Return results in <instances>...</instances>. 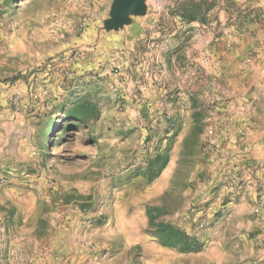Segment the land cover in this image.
Returning <instances> with one entry per match:
<instances>
[{"label": "rangeland", "instance_id": "374dc122", "mask_svg": "<svg viewBox=\"0 0 264 264\" xmlns=\"http://www.w3.org/2000/svg\"><path fill=\"white\" fill-rule=\"evenodd\" d=\"M182 1L199 23L166 17L162 48L116 55L81 37L106 0H0V186L39 195L56 227L97 231L105 253L119 230L165 264H264V160L250 150L264 135V7ZM165 224L199 248L161 244Z\"/></svg>", "mask_w": 264, "mask_h": 264}, {"label": "crops", "instance_id": "0c3cea01", "mask_svg": "<svg viewBox=\"0 0 264 264\" xmlns=\"http://www.w3.org/2000/svg\"><path fill=\"white\" fill-rule=\"evenodd\" d=\"M106 1L107 10L110 13L114 0ZM180 1L176 0L175 4L172 0H142V12H129L123 17H114L110 13L103 19V23L102 19L99 22H92L93 27L85 29L81 37L93 38L98 34L101 40L99 45L105 42V46H108L116 55L123 50L131 55L136 46L142 44L143 47H147V43L148 50L156 51L162 48L158 41L165 39L163 33L166 17L171 18L175 24L199 23L197 22L199 20L194 19L195 15L190 18L187 16V19L180 15L178 11ZM259 1L264 7V0ZM191 3L194 4L195 0H191ZM170 8H172V15L169 13ZM210 16L209 13L208 23H210ZM106 19H109V23L105 24ZM207 37L199 35L198 39L206 41ZM195 38L193 37V41ZM89 42L84 41L82 44L85 49L93 50L95 42ZM124 43L127 46H124ZM163 44L167 45V43ZM196 46L192 43L187 47L188 56L191 55L189 49L194 50ZM257 141V145L254 144L250 149L251 157L262 161L264 160V135L258 134ZM41 206V197L33 192H25L13 185L0 186V214L2 215L0 264H133L135 254L139 256L138 264L164 263L160 257L151 259L147 256L148 248L159 255L164 254L165 251L159 249L155 243H151L150 247L146 237L142 239L143 242L120 241L122 233L119 230H111L107 238L117 243L113 253H105L102 251L103 245L94 236L97 231L93 229L83 231L75 219H71L70 222L65 220L63 224L56 227L52 223V214Z\"/></svg>", "mask_w": 264, "mask_h": 264}, {"label": "trees", "instance_id": "16d2710c", "mask_svg": "<svg viewBox=\"0 0 264 264\" xmlns=\"http://www.w3.org/2000/svg\"><path fill=\"white\" fill-rule=\"evenodd\" d=\"M69 115L78 120H83L85 116V114L81 113L76 107L73 108L72 113ZM156 234L161 244L166 247L177 248L181 252H191L199 248L197 240L187 237L184 232L178 231L176 228L170 227L168 224L158 226ZM177 239L182 242L180 245L175 243V240Z\"/></svg>", "mask_w": 264, "mask_h": 264}, {"label": "water", "instance_id": "95a60500", "mask_svg": "<svg viewBox=\"0 0 264 264\" xmlns=\"http://www.w3.org/2000/svg\"><path fill=\"white\" fill-rule=\"evenodd\" d=\"M143 2L142 0H114L111 16L123 17L129 12H142ZM109 23V21H107Z\"/></svg>", "mask_w": 264, "mask_h": 264}, {"label": "built area", "instance_id": "2783aa9c", "mask_svg": "<svg viewBox=\"0 0 264 264\" xmlns=\"http://www.w3.org/2000/svg\"><path fill=\"white\" fill-rule=\"evenodd\" d=\"M8 182V179L6 178H0V185H5V183ZM0 220H2V215L0 214ZM90 222V221H88Z\"/></svg>", "mask_w": 264, "mask_h": 264}]
</instances>
